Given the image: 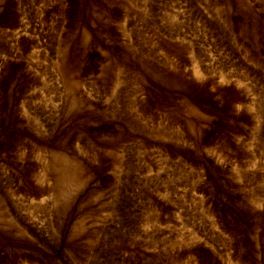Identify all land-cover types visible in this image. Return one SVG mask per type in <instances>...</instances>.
<instances>
[{
  "label": "rangeland",
  "instance_id": "obj_1",
  "mask_svg": "<svg viewBox=\"0 0 264 264\" xmlns=\"http://www.w3.org/2000/svg\"><path fill=\"white\" fill-rule=\"evenodd\" d=\"M0 264H264V0H0Z\"/></svg>",
  "mask_w": 264,
  "mask_h": 264
}]
</instances>
